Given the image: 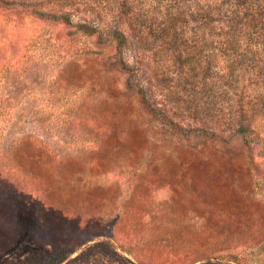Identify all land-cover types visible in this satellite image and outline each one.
Returning <instances> with one entry per match:
<instances>
[{"label": "rangeland", "instance_id": "374dc122", "mask_svg": "<svg viewBox=\"0 0 264 264\" xmlns=\"http://www.w3.org/2000/svg\"><path fill=\"white\" fill-rule=\"evenodd\" d=\"M167 14L182 18L192 56L147 42L141 84L134 64L96 54L102 40L78 28L129 32ZM236 14L264 17V0H0V264H264L261 143L214 125L212 137L195 115L254 95L241 93V72L219 78ZM184 64L207 72L188 78ZM143 91L178 131L141 106ZM40 147L59 157L45 173L69 214L37 195ZM115 183L118 195L105 189Z\"/></svg>", "mask_w": 264, "mask_h": 264}, {"label": "trees", "instance_id": "16d2710c", "mask_svg": "<svg viewBox=\"0 0 264 264\" xmlns=\"http://www.w3.org/2000/svg\"><path fill=\"white\" fill-rule=\"evenodd\" d=\"M180 20L182 18L179 19L176 15L171 14L163 15L158 20L155 18V21L145 19L146 24L139 29L129 32L121 29H111L101 32L95 27H88L85 23L78 24V28L83 34L102 40L97 50L94 51L96 54L106 55L109 58L113 57L116 63L121 65H124V63L134 64V77L138 84H141L148 74V60L150 57L148 54L152 52H149V50L143 47L147 42L158 44L160 47L159 52L165 54L169 52V55H175L174 57L177 59L191 58V52L186 53L181 49L180 42L184 36L185 24L180 23ZM198 20L208 25L212 24L215 19L204 14ZM226 26L227 29L223 31V42L225 46L223 52L224 60L220 69V81L223 83V80H226L227 84L228 80L241 72L240 77L242 82H240L242 83V88L240 91L241 93H254L251 98L252 102L248 100L243 101L240 103L241 107L238 109L228 111L218 109L212 114L202 111L204 108L199 105L200 107L196 109L195 115L207 119V128L211 129L207 132L210 136H216V133L213 131L215 129L214 126L231 130L246 148L257 147L261 143L262 152L260 153L261 156H264V17L258 14H236ZM241 42L245 44L244 48H242ZM245 48L248 49L246 50ZM110 49L113 52L112 56L108 53ZM131 49L133 52H131ZM153 53L155 52L153 51ZM184 66L186 67L184 74L188 78L196 77L201 73L205 74L207 72L202 64L198 65V67L195 64H184ZM167 68L165 67V72L166 70L169 72ZM163 74L164 72H162ZM211 84H214L213 81ZM210 91L214 92L212 89ZM140 104L154 114H161L170 125L174 126L172 128L177 129V131L179 130L176 124H173L167 119V113L159 106L158 101L144 93V91L142 92ZM39 152V160L42 163V166L39 167V170H41V181L37 179L38 176L33 181L34 184L40 186L37 195L45 205L56 208L63 207L61 208L62 212L69 214L70 211L66 210L68 208L65 206H69L72 203V199H65L64 195L60 192L61 189L58 185L57 178L45 173L46 167L44 165H47V170H50L51 165L58 169V166H60L57 164L59 157L56 153L44 147H40ZM67 159L70 162L78 161L80 167L83 165L81 157L68 156ZM21 164H24L25 168L30 171L25 163ZM67 186L72 188V190L74 189V186L70 183ZM114 186L117 191L113 186L105 189L118 195V190H120L121 185L116 184ZM74 214L76 213L74 212ZM112 229L118 235L121 234V228L119 226L113 225Z\"/></svg>", "mask_w": 264, "mask_h": 264}]
</instances>
